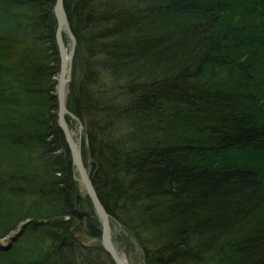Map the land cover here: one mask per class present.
<instances>
[{"label": "trees", "instance_id": "obj_1", "mask_svg": "<svg viewBox=\"0 0 264 264\" xmlns=\"http://www.w3.org/2000/svg\"><path fill=\"white\" fill-rule=\"evenodd\" d=\"M54 3L0 0V264H114L99 220L91 244L73 229ZM64 8L66 119L116 241L140 264H264V0Z\"/></svg>", "mask_w": 264, "mask_h": 264}, {"label": "water", "instance_id": "obj_2", "mask_svg": "<svg viewBox=\"0 0 264 264\" xmlns=\"http://www.w3.org/2000/svg\"><path fill=\"white\" fill-rule=\"evenodd\" d=\"M54 14L57 21V28H56V43L59 50L60 55V69L58 76L56 78L57 86H56V97L58 103V125L60 126L62 133L65 138V142L67 147L70 151L71 158L73 164L77 167L79 171V176L84 184V187L87 191V194L91 198L94 208L99 216L101 221V243L103 247L107 250L110 254L112 259L116 264H131L127 262L123 255H121L113 246L111 241V228L109 223V216L107 211L105 210L104 206L100 202L95 188L90 180L89 174L86 171V168L83 163V159L81 156L80 146L81 143L78 141L76 144L71 136L70 130L65 120V114L69 113L66 104H65V87L67 81L70 80V71H71V61L72 55L75 46V37L72 34L70 24L67 18V14L64 8V0H55L54 4ZM67 34L71 41V47L69 50V57L66 62V47L63 40V34ZM68 56V55H67ZM72 214L75 215L79 219V224L77 228H80L82 224V219L84 216L90 217V212L80 211L78 209H74Z\"/></svg>", "mask_w": 264, "mask_h": 264}, {"label": "rangeland", "instance_id": "obj_3", "mask_svg": "<svg viewBox=\"0 0 264 264\" xmlns=\"http://www.w3.org/2000/svg\"><path fill=\"white\" fill-rule=\"evenodd\" d=\"M63 40H64V44H65V47H66V54L69 57V50H70V47H71V41H70L69 37L67 36V34H65V33L63 34ZM75 44H76V41H75ZM74 48H75V46H74ZM73 53H74V51H73ZM72 57H73V55H72ZM68 82L69 81H67L66 87H65V98H66V94H67ZM56 86H57V82H56ZM55 90H56V87H55ZM66 115H70L71 117H73V115L70 114V112H69V113H66L64 117H65L66 123L68 125V128L70 130V133H71V136H72L74 142L76 144H78V141H80L81 146H82V142H83V125L79 121L74 119V118H71V122L70 121L68 122L67 119H66ZM81 146H80V151H81V156H82V147ZM237 156H241V155H237ZM82 159H83V156H82ZM83 163H84V161H83ZM84 166H85V164H84ZM85 168H86L87 173L89 174V171H88L86 166H85ZM74 176H75V180L78 182L79 193H78V196L76 197L75 202L72 203V209H71L70 213L72 214V211L74 209H78L80 211L90 212V217L84 216L83 219H82V224L80 225V228H77L78 227L77 225L79 224V219L75 215L72 214V216L76 217V219L78 221L76 223V225H74L73 229H74V233L76 235V239L78 241H80V243H82V244H91L93 240L91 238H88L87 236H85L83 233H81L82 225H84V222H85L86 219H90V220L91 219H97L99 221H100V219H99V216L97 215V212H96V210L94 208L93 202H92L91 198L89 197V195L87 194V191H86V189L84 187V184L82 183V181L80 179L79 171H78V169H77V167L75 165H74ZM88 199L91 202L90 208L89 207L86 208V206H87L86 200H88ZM108 216H109V223H110V228H111V241H112L113 246L115 247V249L121 255H123L124 259L127 262H129L131 264H140L139 258L135 259V258L132 257L133 256V250L131 248L130 249L127 248L125 246V243H123L122 240L121 241H116L115 235H117L118 228L113 223L109 213H108ZM100 225H101V221H100ZM101 227H102V225H101ZM11 238H13L12 234L8 235L6 238L0 239V244L2 246H7V244L11 241L10 240ZM104 250L107 252V250L105 248H104ZM111 259H112V257H111ZM112 261L114 262L113 259H112ZM114 264H116V263L114 262Z\"/></svg>", "mask_w": 264, "mask_h": 264}, {"label": "bare ground", "instance_id": "obj_4", "mask_svg": "<svg viewBox=\"0 0 264 264\" xmlns=\"http://www.w3.org/2000/svg\"><path fill=\"white\" fill-rule=\"evenodd\" d=\"M55 4V3H54ZM55 6V5H54ZM54 9V8H53ZM55 15V14H54ZM56 18V17H55ZM56 24H57V21H56ZM71 28V27H70ZM67 59H68V56L66 54V62H67ZM76 218V217H75Z\"/></svg>", "mask_w": 264, "mask_h": 264}]
</instances>
